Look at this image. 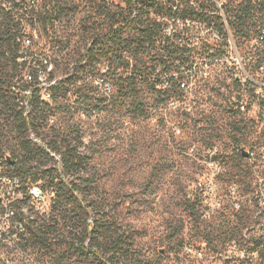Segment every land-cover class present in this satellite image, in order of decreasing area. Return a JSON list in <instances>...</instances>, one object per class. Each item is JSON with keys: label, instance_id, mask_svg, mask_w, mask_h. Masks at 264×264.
<instances>
[{"label": "rangeland", "instance_id": "rangeland-1", "mask_svg": "<svg viewBox=\"0 0 264 264\" xmlns=\"http://www.w3.org/2000/svg\"><path fill=\"white\" fill-rule=\"evenodd\" d=\"M57 1L62 9L57 16L58 33L47 53L55 60V75L65 78L84 57L89 43L97 40L95 48L102 52L89 69L93 71L90 77L67 85V93H57L47 107L37 106L34 130L60 158L64 144L82 158L77 174L92 189L95 211L91 214L103 216L115 235L125 232L133 238L131 245H124L129 257L124 264H264V248L257 257L246 259L225 254L233 239L242 244L249 219L246 212H236L224 202L221 210L201 220L188 207V201L197 205L195 182L199 174H210L207 164L214 147L223 168L220 191L232 183L240 192L246 190L248 176L240 165L237 148L264 138V65L257 70L249 61L256 52L252 48L254 37L236 40L231 35L227 42L208 36L221 59L212 62L206 75L194 76L185 87L173 85L168 97L161 94L169 75L157 78L160 66L152 56L161 53L159 42L150 45L151 53L133 52L124 72L137 74L130 85L134 91L122 105L116 79L105 75L108 68H115L116 73L122 69L116 68L115 56L105 55L101 40L111 27V15L121 13L124 3ZM151 65L156 67L152 74L145 68ZM134 66L145 75H139ZM0 68L7 73L12 65L3 58ZM101 74L106 78L103 87L94 81ZM242 99H246L245 113L235 107ZM130 100H140L145 114H130ZM14 114L9 109L0 115L7 119L6 125L0 126V153L6 155L18 152L22 137ZM39 160V170L56 168L50 157ZM36 183L51 197L44 182ZM48 214L33 216L51 223ZM74 229L70 228V236L64 231L63 242L74 239L79 243ZM56 233L50 235L55 237ZM187 245L201 249L203 257L187 253ZM63 248L55 244L30 247L24 264H84L73 256L60 258L58 251Z\"/></svg>", "mask_w": 264, "mask_h": 264}, {"label": "trees", "instance_id": "trees-1", "mask_svg": "<svg viewBox=\"0 0 264 264\" xmlns=\"http://www.w3.org/2000/svg\"><path fill=\"white\" fill-rule=\"evenodd\" d=\"M122 2L124 7L121 13L111 15V27L104 39L101 40V43L105 45V55L115 56L116 62H118L116 68L122 69L120 73H116L115 68H108L105 74L116 79L122 105L128 102L131 92L134 91L130 85L134 83L137 74L124 72V69L130 66L129 55L133 52L136 54L139 52L151 53L150 45L154 46L157 41L159 42L161 53L156 52L152 56L157 59V64L160 66L156 74L157 78L169 75L165 80L166 90L164 89L161 94L166 97L170 96L171 87L179 86L180 81L186 77L184 70L189 67L194 58L206 57L214 62L215 59L222 56L209 43L208 36H211V33L208 32L205 37L202 36L204 34L201 35L202 46L188 48L187 36L194 31V28L180 26L178 23V21L185 22L188 18L198 19L202 23V30L214 24L221 38L227 41L228 33L222 17L217 13L211 14L209 11L210 8H215V4L211 0H204L209 6H206L203 1L191 5L188 0L186 2L181 0L175 9H165L163 4L157 0H122ZM151 11H161V13L154 14ZM57 12L58 14L62 12L59 5ZM223 12L232 38L236 40L250 36L255 40L260 30L264 29V0H227L223 5ZM169 27L168 33L166 29ZM96 44L97 40L86 48L85 55L81 58V60L86 59V64L82 65L81 60L78 65L74 64L73 70L66 74L68 76L53 88V99L57 93L66 94L67 85L81 77L91 76L90 73L93 71L89 69L93 68L96 57L102 52V50L100 52L96 50ZM252 48H256L254 57H257V60L250 63L259 70L260 65L264 63V45L261 48L253 45ZM6 51L9 52L7 61L11 63L12 68L7 73L2 70L3 68H0V103L6 108H10V97H8L6 89L9 84L6 82L12 79L16 54L13 48H8ZM6 51H0V59L1 56H5ZM49 57L52 58V55ZM52 61L55 62L54 59ZM134 67L139 75H145L137 66ZM145 68L151 70L150 74L156 70L155 65ZM127 109L132 115H144L146 110L140 100H130ZM14 116L19 120L17 129L22 137L18 152L8 156L5 161L10 174L19 176L23 183L28 179L31 183L42 181L45 187L54 192L49 211L51 215L48 214V218L51 217V223L45 220L39 221L33 214L24 216L28 228V236L23 243L24 248L26 250L30 247L47 248L55 244L64 247L58 251L60 258L73 256L84 264H124L129 258L125 252L126 249H123L124 245H131L133 238L125 232L115 235L110 224L102 218L103 216L94 215L98 212L91 214L95 211L92 189L77 174L80 164L83 162L82 158L68 148L67 144H64L66 149L61 156V169L39 170L42 165L39 158L48 156L43 150L31 145L25 138L26 124L21 120L19 114ZM32 125L35 128L34 117ZM67 174L72 178H69ZM42 188L44 189L43 186ZM188 207L191 214H197L194 203L191 204L188 201ZM72 226L75 228L73 235L79 238V243H74V239L63 242L64 231L67 232L66 236H70ZM53 232H57L55 237L50 235Z\"/></svg>", "mask_w": 264, "mask_h": 264}, {"label": "built area", "instance_id": "built-area-1", "mask_svg": "<svg viewBox=\"0 0 264 264\" xmlns=\"http://www.w3.org/2000/svg\"><path fill=\"white\" fill-rule=\"evenodd\" d=\"M157 1L162 3L165 9H175L181 2V0ZM201 1L188 0L191 5ZM211 1L214 2L215 8H210L209 11L211 14L217 13L222 17L228 33V42L231 33L223 12V5L227 0ZM58 5L57 0H0V51L13 48L16 54L12 79L6 82L9 84L6 89L10 97V108L0 103V115L9 109L19 114L26 124L25 138L31 145L43 150L53 159L56 168L60 170L61 158L49 144L37 137L32 125L36 104L47 107L54 97L53 88L64 79L55 75V62L47 54L48 50L54 47L55 34L58 33ZM151 13L160 14L161 11H151ZM178 23L180 26L194 28V31L187 36L188 48L197 47L201 35L207 32L211 33V36L213 34L221 38L214 24L202 30V23L198 19L188 18L185 22L178 21ZM169 29L170 27L166 31L168 32ZM253 45L257 48L263 47L264 29L260 30ZM8 56L9 52L6 51L5 56H1L0 60L3 61L5 58L7 61ZM220 59L217 58L214 61ZM256 60L257 57L249 59L251 62ZM82 64H86L85 58ZM211 64L212 61L206 57L194 58L189 67L184 70L186 77L180 81L179 86L185 87L194 76L206 75ZM263 65L264 63L259 69H263ZM105 79V76L101 74L96 76L94 81L97 86L103 87L106 86ZM243 83L246 84V72L243 75ZM261 98L264 99V96ZM235 107L239 112L245 113L246 99L237 101ZM4 118L0 117V126L6 125L7 119ZM241 148H244L247 156H242ZM213 149L209 151L207 164L210 174L208 177L205 173L199 174L195 182L196 212L201 220H205L210 218L211 214L221 210L224 202H228L232 210L236 212H246L249 219L242 244L233 239L225 254L242 259L250 256L257 257L260 249L264 248V138L252 142L249 146L239 145L237 148L240 165L244 174L248 176L246 190L242 192L235 183L230 184L226 190L220 191L219 181L223 175V168L218 160L219 156L216 155V147ZM8 156L10 155L0 153V264H12L14 260L15 264H24L28 254V250L23 245L28 236L24 216L49 213L54 192L50 190L51 197H48L40 184L31 183L30 179L23 183L19 176L11 175L5 164ZM184 249L193 256L203 257L201 249L194 250L188 245Z\"/></svg>", "mask_w": 264, "mask_h": 264}, {"label": "water", "instance_id": "water-1", "mask_svg": "<svg viewBox=\"0 0 264 264\" xmlns=\"http://www.w3.org/2000/svg\"><path fill=\"white\" fill-rule=\"evenodd\" d=\"M242 149V152H241V154H242V156H247V152L244 150V148H241Z\"/></svg>", "mask_w": 264, "mask_h": 264}]
</instances>
